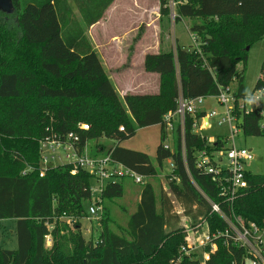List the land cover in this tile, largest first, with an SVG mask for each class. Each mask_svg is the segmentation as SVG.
Returning a JSON list of instances; mask_svg holds the SVG:
<instances>
[{
    "label": "trees",
    "instance_id": "obj_1",
    "mask_svg": "<svg viewBox=\"0 0 264 264\" xmlns=\"http://www.w3.org/2000/svg\"><path fill=\"white\" fill-rule=\"evenodd\" d=\"M12 1L11 15L0 12V220H15L17 249L0 250V264H46L51 251L45 247V238L56 237L60 230L71 231L73 249L80 253L82 264H123L130 258L135 259L133 264H145L156 256L159 259L150 264H171L184 241L181 218L166 193L156 194L150 182L156 174L150 158L120 147L136 130L155 125L160 126L161 135L155 163L159 168L165 160L173 163L168 190L189 227L206 221L211 233L225 231L227 225L212 212L208 200L245 222L264 225V176L246 172V188L228 206L219 185L196 168V152L221 150L226 145L225 137L217 136L212 147L193 131L194 121L204 112L185 118L183 134L174 122L172 148L163 146L167 137L163 118L176 111L179 95L207 99L228 87L235 99L237 126L245 136L264 137V115L259 108L252 104L247 114L238 111L239 101L246 98V47L253 40L264 39V0H187L181 4L176 21H199L189 29L198 46L177 45L175 52L145 55L144 70L166 82L157 96H124L131 118L125 115L67 0ZM72 1L89 28L103 18L114 0ZM164 13L167 9L161 10ZM253 22H257L256 29L246 31ZM239 63L242 69L237 71ZM263 89L264 61L252 94ZM79 124L89 125V130H79ZM120 127L125 132H119ZM71 132L79 135L80 149L99 138L115 141L109 149L95 145L90 150L106 152L146 178L128 217L129 239L109 229L105 207L107 201L122 196L121 181L129 178L106 186L99 235L86 240L80 230L81 220L88 217L92 176L81 169L72 174L74 167L67 164L48 168L39 176L40 142L51 134ZM215 243L217 249L205 264L247 260L244 248L224 245L222 238ZM196 257L184 256L181 264H201Z\"/></svg>",
    "mask_w": 264,
    "mask_h": 264
},
{
    "label": "rangeland",
    "instance_id": "obj_2",
    "mask_svg": "<svg viewBox=\"0 0 264 264\" xmlns=\"http://www.w3.org/2000/svg\"><path fill=\"white\" fill-rule=\"evenodd\" d=\"M121 3L123 4L122 0ZM124 5L125 13L121 14L118 10L114 11L112 15L109 14L106 16L108 20H105L106 23L102 28L96 30L103 31V36L97 37L93 35L88 40L92 47L96 49L97 57L113 86L117 100L123 107L125 115L131 118L123 102L124 96H157L160 94L161 87L166 82L160 75L148 73L144 70L145 55L170 51L175 52L177 45L185 48L194 47L189 36V29L193 23H198L199 21L182 18L174 24L168 17V13L161 14V10L163 11L165 9L162 0H126ZM116 9L119 8L117 7ZM145 19L150 24L149 26L145 23ZM256 23H251L246 31L249 29L255 30ZM246 53L247 63L244 74V86L245 90H249L252 93L260 74V66L264 61V39L253 40L247 45ZM241 69L242 63H239L237 65V71ZM176 79H179L178 73H176ZM230 88L232 91V87ZM257 93L258 91L255 92V94ZM245 104H248L246 98ZM254 104L258 105L260 112L264 115V96ZM204 109L206 113L212 109H216L219 112L222 111V107L214 97L206 99ZM210 125V130L202 132L196 131V133L201 137H205L208 143H213L217 136L228 138L229 131L226 126L218 127L212 121ZM169 136L164 140L166 144H169ZM160 138V126L155 125L141 128L136 130L133 137L122 141L120 147L145 153L150 158L156 170L155 176L150 181L156 194L163 191L168 195L172 202L173 211L180 216L181 225L185 226L187 222L183 217V213L168 190V183L170 181L168 175L171 172L170 160L163 161L161 168L155 163V152L157 146L160 144ZM114 144H116L115 141L99 138L98 140L88 142V151L90 154H93L94 151H91L90 148L95 145H101L105 149H108L107 147H111ZM169 145L172 148V145ZM234 145L238 148L251 150L255 157L254 160L244 164V169L250 172L251 175L264 176V137L245 136L240 131L235 139ZM225 148H228L227 141ZM53 153L60 155L62 158L60 161L50 164V167L69 163L64 158L65 154L61 149H56ZM223 154H220L222 159L221 165L226 166L227 159ZM218 157L219 155L216 159ZM121 184L124 186L122 196L105 203L108 211L106 225L115 234L129 239L128 232L126 231L127 221L129 215L134 212L138 203L140 185L134 184L131 179H123ZM237 218L241 219L240 217ZM241 220L244 221L243 219ZM15 227V220H0V250L14 251L17 249ZM80 232L86 240L91 237L95 239L99 235L100 226L95 221L91 222L88 219H82ZM70 233V230H60L56 237L48 235L45 238V247L51 251L50 256L46 260V264H82L80 253L73 249V241ZM196 254L197 260L203 263V250H198ZM158 259V256L154 257V259H148L145 261V264L153 263ZM134 260V258L124 260L123 264H133ZM136 261H140V258L136 259ZM140 264L144 263L140 262ZM246 264H250V262L247 261Z\"/></svg>",
    "mask_w": 264,
    "mask_h": 264
},
{
    "label": "built area",
    "instance_id": "obj_3",
    "mask_svg": "<svg viewBox=\"0 0 264 264\" xmlns=\"http://www.w3.org/2000/svg\"><path fill=\"white\" fill-rule=\"evenodd\" d=\"M162 1L164 2V8L168 11V17L175 24L179 18L178 8L181 4L187 3V0ZM189 36L193 46L197 47L196 36L191 33H189ZM258 93H264V89L259 90ZM214 98L222 107L221 112L212 109L206 113L204 109L206 99L204 97L184 99L179 95L176 111L174 113H167L163 118V123L166 127V136L168 137L170 135V140L173 123L175 121L179 123L181 133L183 134L185 118L187 116L195 117L197 112H204L205 114L200 119L194 121L193 131L195 133L196 131L202 132L210 130L211 121L218 127L226 126L228 128L229 136L224 139L225 144L226 141L228 142L227 149L212 151L201 150L195 153V157L196 168L201 173L212 177V180L220 187V195L225 198L228 206H231L237 193L247 186L245 175L248 171L244 169V164L254 160L255 157L251 150L238 148L234 145L235 139L241 129L237 126L238 118L234 113L233 103L235 99L231 88L220 89L218 95ZM248 105L245 104V99L240 100L238 103V111L247 114ZM78 128L81 131H88L89 125L79 124ZM118 130L119 132H125L121 127ZM79 143V135L73 132L64 136L51 134L45 137L40 142L39 176H42L48 168H52L50 164L61 160L62 157L60 155L53 153L56 149H61L65 154L64 158L69 161L67 165H73L74 167L71 171L72 174H75L78 169H81L92 176V184L89 188L91 198L87 206L88 217L86 219L99 224L104 212L102 193L109 183H117L122 178H129L134 184L143 185L146 178L130 170L123 164L114 161L106 152H93V154H90L87 144L80 149ZM169 144L164 142V148L169 149ZM208 144L213 147L216 144V139H214L213 143L210 142ZM222 153H224L223 155L227 159L226 166L221 165L222 159L220 154L222 155ZM218 155L219 157L216 159ZM173 169L174 165L170 161V171H173ZM25 173L26 171L23 172V174ZM208 202L212 212L216 213L227 225L225 231L211 233L206 221L195 228L189 227L188 223H186L184 226L186 234L184 243L180 245L178 257L170 263L181 264L184 256L195 258L197 255L196 252L202 249L204 262L201 264H205L209 260L210 254L214 253L217 249L215 240L222 238L224 239V245L232 243L244 248L247 253V260L243 261L242 264H246L247 261L250 264H264V225L259 226L252 222H244L237 218L230 210L226 213L222 210L221 206L209 200ZM206 247H209L208 251H204Z\"/></svg>",
    "mask_w": 264,
    "mask_h": 264
},
{
    "label": "crops",
    "instance_id": "obj_4",
    "mask_svg": "<svg viewBox=\"0 0 264 264\" xmlns=\"http://www.w3.org/2000/svg\"><path fill=\"white\" fill-rule=\"evenodd\" d=\"M123 1V4L121 3V0H114L111 5L105 10L104 12V15H103V18L98 21L96 24L90 26L89 28L85 27V25L83 24L82 20H81V17L80 15L78 14V11L77 9L75 8L74 6V3L72 0H67L69 6L71 7L72 11H73V14L74 16L76 17L78 23L80 24V26L82 27L83 31H84V35L88 41V43L90 44L91 48L93 51L96 52V49L94 47H92L90 41L88 40L89 37H93V35H96L97 37H100V36H103V31H96V30H100L102 28V26L106 23L105 20H108V18H106V16H108L109 14L112 15V13L116 10H118V12L120 11L121 14L125 13L126 10L124 8V3L126 0H122ZM120 3V4H119ZM119 4V5H118ZM119 8V9H116V8ZM145 23L147 24V26H149L150 24L147 23V20L145 19ZM96 31V32H95ZM88 33V34H87ZM89 35V36H88ZM256 107H258L257 104H255ZM115 145V144H114ZM113 145V146H114ZM111 146V147H113ZM111 147H107L108 149L111 148ZM146 181V180H145ZM120 183V182H119Z\"/></svg>",
    "mask_w": 264,
    "mask_h": 264
},
{
    "label": "water",
    "instance_id": "obj_5",
    "mask_svg": "<svg viewBox=\"0 0 264 264\" xmlns=\"http://www.w3.org/2000/svg\"><path fill=\"white\" fill-rule=\"evenodd\" d=\"M0 12L6 15H11L14 12L12 0H0Z\"/></svg>",
    "mask_w": 264,
    "mask_h": 264
},
{
    "label": "clouds",
    "instance_id": "obj_6",
    "mask_svg": "<svg viewBox=\"0 0 264 264\" xmlns=\"http://www.w3.org/2000/svg\"><path fill=\"white\" fill-rule=\"evenodd\" d=\"M264 93H257L253 95L249 90H245L246 102L249 105L256 103Z\"/></svg>",
    "mask_w": 264,
    "mask_h": 264
}]
</instances>
